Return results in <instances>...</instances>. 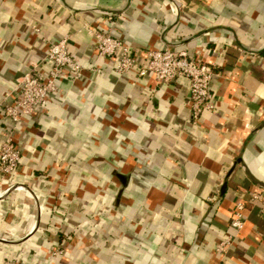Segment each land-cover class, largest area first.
<instances>
[{"label": "crops", "instance_id": "crops-1", "mask_svg": "<svg viewBox=\"0 0 264 264\" xmlns=\"http://www.w3.org/2000/svg\"><path fill=\"white\" fill-rule=\"evenodd\" d=\"M92 27L142 53L168 48L204 62L215 109L193 117L187 78L117 73L93 48ZM63 37L79 74L13 122L2 105L26 69L48 70L46 48ZM6 136L21 159L0 175V236L24 240L0 242V258L264 264V0H0ZM237 202L240 230L230 227ZM226 234L231 245L217 251Z\"/></svg>", "mask_w": 264, "mask_h": 264}, {"label": "built area", "instance_id": "built-area-1", "mask_svg": "<svg viewBox=\"0 0 264 264\" xmlns=\"http://www.w3.org/2000/svg\"><path fill=\"white\" fill-rule=\"evenodd\" d=\"M90 32L93 48L100 55L113 61L117 73L133 71L140 77L148 76L157 83L165 84L179 77L187 78L188 99L193 117L197 118L203 110L215 109L214 94L210 90L213 71L204 62L190 54L168 48H150L142 53L141 50L132 49L128 43L100 28L92 27ZM44 60L49 64L48 70L41 69V63L26 69L18 78L14 99L2 105L3 114L13 122L42 109L50 94L55 91L56 81L70 75L76 76L81 69L80 64L68 49L67 37L51 42L46 48ZM20 159V150L12 137L6 136L1 139L0 175L8 176L16 173ZM243 225V205L237 202L230 220V227L240 230ZM232 240V236L226 234L215 245V249L225 251ZM55 251L61 253L59 248Z\"/></svg>", "mask_w": 264, "mask_h": 264}, {"label": "rangeland", "instance_id": "rangeland-1", "mask_svg": "<svg viewBox=\"0 0 264 264\" xmlns=\"http://www.w3.org/2000/svg\"><path fill=\"white\" fill-rule=\"evenodd\" d=\"M5 235L6 234H4L3 236H0V237H4ZM7 239H9V238H7ZM11 245H12L11 243H8V247L10 246V248H11L12 247ZM14 245L15 246L18 245V242L14 243ZM8 262L13 263V264H23L20 259L16 258V253L15 252H11V253L7 252L6 255H2L1 256L0 264H6Z\"/></svg>", "mask_w": 264, "mask_h": 264}, {"label": "water", "instance_id": "water-1", "mask_svg": "<svg viewBox=\"0 0 264 264\" xmlns=\"http://www.w3.org/2000/svg\"><path fill=\"white\" fill-rule=\"evenodd\" d=\"M18 186V185H17ZM16 185L15 186H11L10 188H8L6 190L5 193H7L8 191L12 190V189H15L17 187ZM37 216H38V211H37ZM37 220V219H36ZM37 225V222L35 223V226L29 231V234H31L34 230H35V227ZM24 240L23 237L19 238V239H13V240H7V239H3L0 237V242H4V243H11V244H14V243H17V242H20Z\"/></svg>", "mask_w": 264, "mask_h": 264}]
</instances>
